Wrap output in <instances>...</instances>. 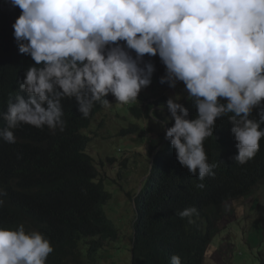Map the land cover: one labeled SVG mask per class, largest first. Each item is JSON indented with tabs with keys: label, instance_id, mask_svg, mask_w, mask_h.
Instances as JSON below:
<instances>
[{
	"label": "clouds",
	"instance_id": "1",
	"mask_svg": "<svg viewBox=\"0 0 264 264\" xmlns=\"http://www.w3.org/2000/svg\"><path fill=\"white\" fill-rule=\"evenodd\" d=\"M113 101L125 105L131 118L160 124L156 137L162 136L136 192L134 241L148 196L167 190L188 194L195 181L203 189L204 179L215 176L218 163L208 162L207 143L220 122L229 131L224 117L232 124L238 150L232 160L240 172L259 151L264 139V0H0V150L15 148L23 128L29 135L36 130L57 134L70 113L87 118L98 103L102 110L90 119L92 125ZM254 110L258 119L250 118ZM169 120L171 126L162 133ZM128 124L135 131L123 128L119 136L146 133L145 125ZM83 132L89 138L84 151L95 164L94 182L108 194L102 219L114 237L100 245L97 237L82 238L70 250L68 264L81 262L79 256L83 264H97L99 250L119 236L104 209L111 193L98 166L103 162L96 163L87 151L91 137ZM169 160L188 170L178 167L184 173L178 174ZM16 179L14 170L0 172V264H47L54 252L47 232L5 226L11 203L4 194L29 188ZM255 188L264 195V179L219 205ZM178 215L192 223L198 211L190 206ZM104 228L109 227L104 223ZM170 264H182L181 258L172 255Z\"/></svg>",
	"mask_w": 264,
	"mask_h": 264
},
{
	"label": "trees",
	"instance_id": "2",
	"mask_svg": "<svg viewBox=\"0 0 264 264\" xmlns=\"http://www.w3.org/2000/svg\"><path fill=\"white\" fill-rule=\"evenodd\" d=\"M110 96H106V99ZM101 110L96 103L87 118L80 113L75 117L70 113L69 122L63 131L56 129L57 134L36 130L37 134L29 135V128H23L18 133V141L13 143L15 148L0 150V172L14 170L16 183L24 181L29 187L26 192L4 194V199L11 203L7 208L5 226L17 227L22 224L28 229L35 226L47 232L54 245L53 256L47 264H68L70 250L78 246L82 238L97 237V245H100L104 239L114 237L113 228L103 221L101 209L108 194L101 183L94 182L95 164L84 151L89 138L83 131H92L90 119H95ZM132 111L139 115L136 110ZM250 118H259L256 110ZM224 119L229 131L220 122L216 135L207 143L208 162L218 163L213 169L215 176L204 179L203 189L198 188L195 181L188 194L167 190L165 194L148 196L132 241V264H170L172 255H178L182 264H202L209 236L203 234L199 227L204 224L201 218L206 217V210L227 199L240 197L264 179L263 137L254 160L248 163L250 167L246 169L244 166L240 172L232 160V154L238 151L230 131L232 124L227 117ZM171 123L169 120L164 124L161 132L164 133V126L169 127ZM105 124V120H100L97 127ZM134 131L128 129L126 133ZM177 164L183 171L187 169L178 160ZM168 165L178 174L182 172L172 160L168 161ZM248 180L250 182L246 184ZM190 206L198 211V215L191 218L192 223H189V218L178 215ZM104 223L109 228H104Z\"/></svg>",
	"mask_w": 264,
	"mask_h": 264
},
{
	"label": "rangeland",
	"instance_id": "3",
	"mask_svg": "<svg viewBox=\"0 0 264 264\" xmlns=\"http://www.w3.org/2000/svg\"><path fill=\"white\" fill-rule=\"evenodd\" d=\"M117 104L110 102L106 106L109 111L97 117L92 131L85 130L91 137L87 151L96 163H104L98 166L106 175L104 186L111 193L104 209L119 232L113 243H106L99 250L97 264H131L136 192L162 143V136L156 137L160 124L154 121L147 124L149 119L142 121L133 115L135 118H131L126 106ZM126 116L129 122L145 125L148 135L137 131L128 138L119 136L117 131L130 126ZM102 117L106 124L97 127ZM145 137H155L154 142L145 144ZM108 156L114 159L109 161ZM206 214L201 218L204 224L199 227L209 236L204 264H260L264 260V195L258 194L256 188L238 200L208 208ZM78 260L84 262L81 256Z\"/></svg>",
	"mask_w": 264,
	"mask_h": 264
},
{
	"label": "bare ground",
	"instance_id": "4",
	"mask_svg": "<svg viewBox=\"0 0 264 264\" xmlns=\"http://www.w3.org/2000/svg\"><path fill=\"white\" fill-rule=\"evenodd\" d=\"M109 96V95H108Z\"/></svg>",
	"mask_w": 264,
	"mask_h": 264
}]
</instances>
